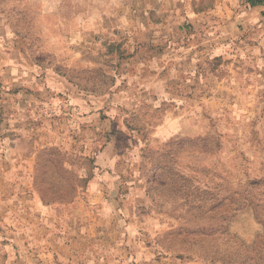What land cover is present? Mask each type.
<instances>
[{
  "label": "rangeland",
  "instance_id": "obj_1",
  "mask_svg": "<svg viewBox=\"0 0 264 264\" xmlns=\"http://www.w3.org/2000/svg\"><path fill=\"white\" fill-rule=\"evenodd\" d=\"M110 254L264 264V9L0 0V264Z\"/></svg>",
  "mask_w": 264,
  "mask_h": 264
},
{
  "label": "crops",
  "instance_id": "obj_2",
  "mask_svg": "<svg viewBox=\"0 0 264 264\" xmlns=\"http://www.w3.org/2000/svg\"><path fill=\"white\" fill-rule=\"evenodd\" d=\"M254 9L260 11V10H263L264 9V3L262 4H256V5H251ZM105 182V185H107L108 187H110V189H108L110 192H111V195L114 196V198L116 197L115 196V191H116V187H120L121 186V181L119 179H116V178H106V181ZM92 185L95 187V189H97V187L100 186V181L98 179H96ZM114 188V189H113ZM68 209H66V211H70L71 213H73L74 211V205H70L69 207H67ZM108 216V214L106 215V217ZM120 214L118 216V218H120ZM118 224H119V220H117ZM121 223V222H120ZM117 226H114V230L116 231L117 230ZM74 247L75 245L73 244V242H68L67 244H65L64 246L62 245V252H63V255L65 257L68 256V253L69 252H72L71 250L74 251ZM44 249V248H43ZM112 256V257H111ZM94 258H96L95 256H93ZM107 264H125V261L122 259V257L120 255H109L108 257V260H107Z\"/></svg>",
  "mask_w": 264,
  "mask_h": 264
},
{
  "label": "trees",
  "instance_id": "obj_3",
  "mask_svg": "<svg viewBox=\"0 0 264 264\" xmlns=\"http://www.w3.org/2000/svg\"><path fill=\"white\" fill-rule=\"evenodd\" d=\"M251 5L262 4L264 0H248Z\"/></svg>",
  "mask_w": 264,
  "mask_h": 264
}]
</instances>
